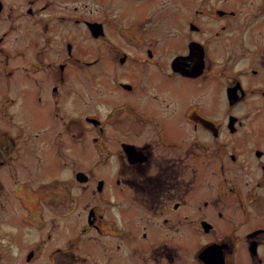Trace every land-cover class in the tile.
<instances>
[{
  "label": "flooded vegetation",
  "instance_id": "obj_1",
  "mask_svg": "<svg viewBox=\"0 0 264 264\" xmlns=\"http://www.w3.org/2000/svg\"><path fill=\"white\" fill-rule=\"evenodd\" d=\"M11 1L17 6L14 0ZM229 1L232 4L216 0L210 6L211 0H208L206 6L215 13L213 22H219L210 27L208 33L202 18L208 21L212 18L203 16L206 10L201 1L179 0L176 3L178 9L196 5V13H188L187 18L180 20L184 23V31L180 33V30L178 36L185 41L186 48L171 58L160 51L158 45L163 35H156L152 28L147 29L146 34L141 32L133 49L122 45L115 37H119L115 31L116 14L102 0H83V11L79 10L78 4L69 7L68 18L89 28L91 33L84 31L82 35L87 43L93 40L94 54L92 57L81 55L73 46L70 50L68 45L71 43L67 40V51L53 61L56 64L49 61L40 70L53 68L55 71L51 70V73L59 75L62 81L69 73L73 82L72 77L78 75L76 70L86 68L89 79L93 72L91 66L96 65L100 71L103 59L108 57L111 62L109 81L116 89L132 96V92L139 93L141 100L138 109L132 113L125 112L112 120L104 116L99 125L88 121L87 115L75 114L71 105L76 116L73 120L82 119L80 124L84 133L92 127L105 136L109 123L128 116L152 131L154 137L150 140L153 138L167 153L153 154L155 144L140 143L138 130L133 132L135 138H130L133 134L130 132L119 138V146L126 151L132 170L133 192L129 201L116 199L119 202L116 205H122L125 213H111L117 216L115 227L105 213L93 211L80 218L70 206L71 202H60L53 188L58 182L64 183L65 175L60 181L58 177L55 179L56 175H51L45 183L50 192L43 195L41 187L32 195L31 182L15 176L21 188H26L30 195L21 197L23 210L14 213L18 221L8 222L26 224L29 229L23 234L5 224L0 230V264H264V0ZM47 2L40 3L41 10L49 7ZM171 3L175 4V1L168 0L161 5ZM17 7L21 9L19 5ZM12 10L13 5L8 0H0V17L8 16ZM150 13L154 14V11ZM161 18L156 27L163 24L162 15ZM49 22L43 28L48 43L56 37L50 31L55 22ZM197 33L205 37H196ZM8 35L7 27L0 30V51ZM65 35L66 31H62L60 38ZM221 39L226 41L223 43ZM114 42H118L119 47L110 50L107 44ZM129 52L132 55L127 62ZM169 64L168 73H159L156 86H151L141 96L147 72L151 73L153 69L166 71ZM177 65L182 71L176 69ZM6 71L15 73L14 69L4 67L3 72ZM170 75L195 79L196 95L191 101L174 102L169 90ZM107 81L98 76V86L92 90L102 91ZM53 88L57 109L54 114L58 115L59 106L64 105L61 97L69 93L67 104H74L77 92L70 90L61 95L63 88L59 90L58 84ZM127 99L132 98L123 100ZM114 105L111 104L108 112ZM172 110L179 113L182 137L171 138L161 120L160 114ZM68 132L71 137L76 135L73 129ZM35 135L46 136L37 131ZM103 141L102 148L106 150ZM13 145L16 146V141ZM12 151L8 132L0 129V169L5 170L11 165ZM32 152L31 157L55 156L37 149ZM15 156L27 169L22 159L27 154L18 150ZM18 166L22 168L20 163ZM73 168L71 166L66 174V187L61 185L64 189L75 185L76 173L83 171L75 172ZM86 173L83 174L85 180L88 178ZM204 174L208 176L199 183V176ZM104 179L98 180L100 193L105 191L107 179ZM85 180L82 185L88 183ZM122 182L118 176L116 184ZM6 183L5 175H0V187L4 188ZM191 189L196 194L194 208L193 212H187L188 203L184 197ZM68 199L71 201L73 197ZM63 203L66 207L58 210ZM8 229L12 232L1 233ZM98 232L99 236L115 238V246L109 239L110 244H105L102 238L100 245L90 247L89 243L98 242L99 237L95 235Z\"/></svg>",
  "mask_w": 264,
  "mask_h": 264
},
{
  "label": "rangeland",
  "instance_id": "obj_2",
  "mask_svg": "<svg viewBox=\"0 0 264 264\" xmlns=\"http://www.w3.org/2000/svg\"><path fill=\"white\" fill-rule=\"evenodd\" d=\"M14 1L21 9L15 6L11 0H8L13 5V10L8 16L0 17V30L7 27L9 31L7 39L2 44L3 50L0 51V129H5L8 132L13 150L11 152V165L5 170L0 169V175H5L8 182L6 186H3L4 188L0 187V230L5 228V224L13 227L14 230H21L23 234L29 229L26 224L14 225L8 222V220L14 219L18 221L14 213L23 210L20 203L22 201L21 197L30 195L27 193L26 188H21V184L14 177L21 176L22 179L25 177L27 181L31 182V187L29 188L31 194L34 195L37 192L36 189L41 187L40 193L43 195L50 192L45 183L53 174V176L56 175L55 179L58 177L59 181L62 175H65L64 183L59 184L60 182H58V186L53 185L54 194L60 199V202H71L70 206H73V211L80 218H85L88 212L105 213L109 215L108 218L115 227L118 223L117 216L111 213H125L122 205H116L119 204L116 199L122 198L129 201L131 198L130 193L133 192L132 170L128 166L126 151L124 152L123 148L121 147V149L119 146V138L124 133L130 132L132 134L138 130V141L140 143L155 144L156 147H152L153 154L167 153V151H162L164 148L157 146L153 138L150 140L151 136L154 137L152 131L146 126L136 123L128 116L117 118L113 123H109L105 136H102V132L99 129L92 127L84 133L81 131L80 121L82 119L73 120V117L76 116L73 115L71 105L75 110V114L87 115L88 121L96 125L101 124L100 119L104 116H106V119L112 120L125 112L138 109L141 103L139 93L132 92V96V94L125 93L124 90L116 89L114 84L109 81L111 79L109 77L111 62L108 57L103 59L100 71H98L96 65L91 66L90 70L93 68V72L89 79L86 77L88 74L86 68H84L85 71L83 68H75L78 75L72 77L73 82L69 73L68 75L66 74V80L62 81L59 75L51 73V70L55 71L53 68L47 67L43 71L40 70L47 66L49 61H52V64H56L53 61L57 60V58L60 59L63 53L67 51V40L73 44L74 51H76L77 47L78 50L76 52L81 53V55L88 54L90 57L93 56V40L90 39L88 44L82 35L84 31L91 33L89 28L79 22L75 23L73 18H68L71 14L69 7L71 8L74 4H78L79 10L83 11V0H45L48 1L49 7L42 10L40 9V3L44 2V0ZM167 1L102 0L103 4L116 14L115 31L119 33V37L116 35L115 37L122 45L133 49V44L136 43L141 32L146 34L147 29L152 28L156 35H163L158 47L160 51L171 58L186 48L185 41L178 36L184 31V23L180 20L187 18L188 13H196V5H185L183 10L177 8L176 3L179 0H174L175 4L161 5ZM197 1H201V6L206 10L203 16L210 15V18H212L211 21L202 18V22L207 25L208 33H210L211 28L217 26L219 22H213L215 13L213 14L210 7L206 6L209 5L208 0ZM215 1L211 0L210 6ZM223 2L226 5L232 4L229 0H223ZM95 10L97 11V9ZM150 11H154V14L150 13ZM161 15L163 16V24L159 28L156 27V24L162 20ZM131 18L134 19L129 20ZM47 21H50V24L55 22L54 24L52 23L50 31L54 32L56 37L50 43L45 40L43 31ZM166 22L168 23L167 27ZM187 30L190 31L188 27ZM62 31H66L64 37L67 39L60 38L62 37ZM196 37L204 38L205 36L197 33ZM220 41L224 43L226 40L221 39ZM107 47L110 50H115L119 47V43H108ZM107 54L112 55L111 52H107ZM129 54L127 62H130L132 53L129 52ZM4 67L14 69L15 73L3 72ZM180 68V65L176 66L178 71H182V68ZM169 70L170 64L166 71L153 69L151 73L147 72L143 88L140 91L141 96L146 94L148 88L156 86L159 73H168ZM95 71H98V73ZM98 76L101 79H108L102 91L92 90V88L98 86ZM194 82L195 79L170 75L169 85L171 86L169 90L174 102L182 104L189 100L191 101V97L196 95ZM56 84L59 85V90L63 88L64 92L61 91V95L70 90L77 92L75 94L77 99L74 104H67L69 93L61 97L64 105L62 107L59 106L58 115L54 114L57 109L53 99L55 95L53 86ZM124 98L132 99L123 100ZM114 103L113 109L108 112L111 104ZM160 117L165 123L171 138L182 137L183 130L179 124L180 116L178 111L172 110L166 112V114H160ZM84 124L88 125L85 121ZM68 129H73L76 135L71 137ZM36 131L37 133L40 132V135L46 136L35 135ZM93 137H96V139L93 140ZM130 138H135L134 133ZM102 140H105L103 142H105L108 150L102 148ZM14 141H16L15 147L13 145ZM36 149L44 153L48 151L47 154L53 153L55 156L48 158L31 157L30 154L33 152L31 153L30 151ZM18 150L27 154L26 158H22L25 161V166L28 167L27 169L19 161V158L15 156ZM148 151L150 152V150ZM169 151L173 150L169 149ZM18 161L22 168L18 166ZM71 166L74 167L75 172L77 170L87 172L88 178L85 182L88 183L86 185L81 184L82 180L75 181L76 178L74 177L75 185L71 184L68 189L63 188V186L66 187V174H69ZM64 172L66 173L64 174ZM118 176L123 181L121 184H116ZM207 176V174L199 176L198 182H203ZM100 178L107 179L104 193H100L97 190ZM117 188L122 190L119 192ZM195 195L194 190L191 189L184 197L188 203L186 206L187 212H193ZM68 197H73V200L70 201ZM64 203L63 206L59 205L57 209L65 208L66 204ZM49 206L56 208L55 205L50 204ZM129 212L130 210H128ZM5 220L7 221L6 223ZM72 231L74 232L73 228ZM9 232L12 231L8 229L1 233ZM30 233L32 234L33 232ZM95 235L99 237V240L97 243H89L90 247L100 245L102 238L105 240V244H110L109 240L111 242L115 241V238L112 240L108 236H99V232ZM113 246H115L114 242Z\"/></svg>",
  "mask_w": 264,
  "mask_h": 264
},
{
  "label": "water",
  "instance_id": "obj_3",
  "mask_svg": "<svg viewBox=\"0 0 264 264\" xmlns=\"http://www.w3.org/2000/svg\"><path fill=\"white\" fill-rule=\"evenodd\" d=\"M181 57V56H180ZM179 58V57H178ZM180 59V58H179Z\"/></svg>",
  "mask_w": 264,
  "mask_h": 264
}]
</instances>
